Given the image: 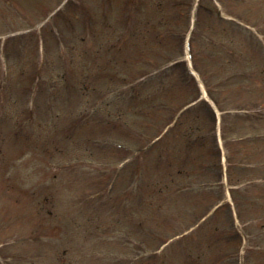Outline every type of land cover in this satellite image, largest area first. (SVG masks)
<instances>
[{"label": "rangeland", "instance_id": "obj_1", "mask_svg": "<svg viewBox=\"0 0 264 264\" xmlns=\"http://www.w3.org/2000/svg\"><path fill=\"white\" fill-rule=\"evenodd\" d=\"M38 1L28 0L26 3L18 1V8L22 9L25 6L29 16L33 17L31 13H34L35 7L41 5ZM68 1L66 4L61 1L58 14L55 13L57 10L55 8L48 13L46 19L53 15L52 23L61 24L63 32L67 34V38L62 34L65 47H62L60 52L64 55L60 62H63L69 74L75 70L77 72L87 71L92 75L94 71L99 70L96 58L92 57V53L89 55L83 50L93 51L99 42L107 39L109 34L100 29L105 24L112 22L121 24L124 28L133 25L134 18L127 16L124 19L121 14L119 15L120 9L129 10L137 6L136 18L140 19L142 24H145L147 17L155 21L159 19L158 10H154L157 0ZM44 2L47 4L43 3L41 6L47 7L48 1ZM223 5L225 12L240 16L248 23L250 22L260 37L261 50L264 52V0H223ZM24 23L23 20L19 21V30L25 27ZM33 26L38 29L40 24L34 23ZM38 31L39 29L36 32ZM205 35L218 40V35L210 30ZM232 36V41L238 44L237 46L241 44L245 54L240 61H237L240 66H237L235 71L225 73L221 77L230 80V84H235L240 81V75L247 77L250 71L253 72L255 76L258 75L261 78V84L255 85L253 82L249 84L247 80L248 87L240 89L237 86L234 93L237 94L238 101L243 102L252 96L261 98L262 101L264 99V53L253 51L251 45L247 46L244 39L238 38L236 34ZM242 37L244 38V35ZM142 40V45H147L148 42L156 50L161 48L154 41ZM218 41L224 43L223 40ZM47 43V47L44 46L38 53L39 58L35 60L36 66L40 67L41 79H35L37 84L33 91L18 98L20 102L25 101L23 108L26 105L29 110L35 112L25 113L22 116L15 114L19 107L21 108L20 102L15 104V97L14 99L5 98L4 93L0 94L2 101L8 104L4 112L7 115L0 114L2 130L7 132L11 124L14 125L16 122L21 125L22 119L26 124L27 132L31 133L30 142H27L25 147L18 142L15 143L10 133L7 138L0 137V263L114 264L117 260L111 253L118 255L123 253L125 257L134 259L141 253L136 249L134 242L132 220L141 216L144 223L149 225L151 218L145 214H134L131 207L134 209L135 207H130L131 203L126 201L122 204H126L128 208L116 213L113 211L110 196L109 206L103 205L96 208L95 204L99 202L97 197L102 196V188L111 180L109 171L112 173L113 168L100 172L99 166H95L88 159V150H86L91 141H99L97 139L105 135L115 137L117 134L113 129H107V125L93 123L89 116L85 118L91 121L92 127L86 125L77 132L76 124H68L71 122L70 117L75 116L76 109L81 111L84 107L104 106L107 98L102 95L103 93L92 90L91 87L88 91H86L87 88H83L84 93L82 88V92H77L78 89L74 90V93L67 90L62 91L57 77L61 66L57 63L58 59L53 52V43L50 39ZM124 51L126 49L123 50L126 57L136 52L131 50L127 55ZM215 52L218 57L207 61L214 67V70H219L220 65L226 66L225 54L219 48H216ZM233 63L237 65L236 60ZM134 66L135 64L127 68V71H134ZM120 70L119 66L106 67L103 70L106 84L111 85L114 81L112 82L108 77L120 75ZM52 78H56L53 79V84L48 83V80ZM132 79L131 76L128 77L129 81ZM15 80L19 82L17 78ZM75 81L78 86L83 84L79 83L76 78ZM45 86L49 88L48 90L46 88L47 91H45ZM80 93L83 94L80 95ZM110 94L112 93H109L107 97L113 96ZM238 106L241 105L238 104ZM36 109H39V112ZM47 113L54 117L55 133L49 130L50 125L46 122ZM36 138H38L37 141ZM37 145L40 147L35 148ZM259 149L264 152V144L260 145ZM261 157L260 159L264 160V156ZM98 162H100L99 159ZM261 164H264V161ZM124 183V180L118 183V191L122 189ZM114 194L115 192L111 193V195ZM93 195L97 197L91 199ZM169 208L174 214L175 208L172 206ZM262 209L264 210V204ZM40 211H44V215ZM170 216L172 218L156 217L149 231L154 230L158 233L163 229L168 230L170 225L177 222V215ZM87 217L97 220L98 226L94 230L89 229L90 222H88L89 225L86 223ZM102 219L105 220L104 225L102 223V227L99 228ZM261 221H264V218L259 219L257 224L255 222L246 223V229L250 232L248 241L256 240L261 244V250L264 252V226L260 225ZM35 227L43 233L41 235L45 234L49 236V239L51 237V240L42 237L28 239L31 233L38 231ZM47 240L51 241V244L46 243ZM62 250H65V254L67 253L64 258L63 253L58 254ZM71 258L72 261H70ZM124 261L127 263L129 259Z\"/></svg>", "mask_w": 264, "mask_h": 264}, {"label": "trees", "instance_id": "obj_2", "mask_svg": "<svg viewBox=\"0 0 264 264\" xmlns=\"http://www.w3.org/2000/svg\"><path fill=\"white\" fill-rule=\"evenodd\" d=\"M4 1L8 3L7 0ZM188 3L189 1L187 0H160L156 7L157 10H159L157 12L159 15L157 21L153 20L151 17H147L145 24L141 25L139 23V25L135 26L133 29L127 31L129 36L136 35V38H133L131 41L132 49H135L136 52L130 57L121 56V58L116 61V66H119L121 69L120 76H123V78L127 80L129 76L132 77L136 70L138 71L139 69L140 71L142 69L140 68L141 65H145L148 70H152V68L161 66V64H166L172 58L180 55V45L182 43L183 34L189 27V16H187L189 9ZM208 5L206 6V4L201 2L198 13H216V7L211 6L210 9ZM22 13L23 11L20 10V15L23 20V18L26 17H24ZM7 15V11H1L0 19L6 21L7 24L13 23L15 20L9 19L8 21L6 18ZM21 18L18 21H21ZM195 26V31L193 32L194 37L192 39V46H195V53L192 56H194L196 68L200 72H204V70L207 71L204 75L208 78L209 82L212 81L215 84L214 89L208 87L209 94L213 96L221 109L224 108L219 104L222 103V101H229L231 104L237 101L236 103L241 105L240 107L247 106L248 108L247 113H233L231 116L227 114L223 115L224 138H226V130H224L226 125L225 121L229 117L238 119L239 122H242L238 128H235L234 132L242 131L244 127L248 129L247 135L242 136L246 139H237L234 140V142L225 141L228 153V181L233 184L244 183L248 188H253V190H247L248 192L243 194L244 196L249 195L253 197L257 194L259 195L263 191L261 189L256 191V178L260 175V172L257 173L258 167L255 165V159L256 151L259 150V148L252 140L260 133L259 130L264 127V99L261 101V98L252 96L250 99H246L242 102L240 100L238 101V99L233 100V98L237 97V94H234L237 86L240 89L247 88V80H249V84L253 82L255 85H260L261 78L258 75L255 76L254 73L250 71L247 77L240 75V81L235 84H230V80H228L227 83L224 82L225 84L222 82L220 83L222 75L231 73L236 70L237 66H240L237 61H240L241 57L245 54L241 44L237 46L238 44L235 45L232 42V34H236L237 32L231 24L224 20L214 19V15L207 16L203 14L199 16L198 23L196 22ZM209 30L217 34L218 40H223L224 43L217 40L216 43L212 44L214 46H210V48L207 49V54L206 52L199 54L197 50H200L202 46L198 44L195 37L199 31L206 34ZM141 39L156 42V44L161 47L160 50L152 48V44H148V42L147 45H142ZM250 42H252V39H245L247 46H249V44L251 45ZM252 47L254 49V43ZM216 48L221 49L225 54L224 62L226 66L220 65L219 70H214V67L207 61L210 59L214 60L218 57V54L215 52ZM126 49L128 51L131 50L129 47ZM256 51H259L258 48H255V52ZM141 58L149 60L150 64H146ZM235 60L237 65L233 63ZM134 64L135 70L132 72L127 71V68ZM211 66L212 68H210ZM220 73L221 75L218 76ZM137 74L138 72L134 76ZM159 75H161V78L153 76L152 79L143 81L141 84L134 86L133 89L126 91L125 97L123 98L124 102L118 108V114L112 116L110 111L106 113V118L109 119V122H112L110 118L114 117L122 121L123 128L120 125L118 126L122 129L125 128L124 130L126 131H124V133H126L124 140H126L131 148H147L146 151L141 150L135 156H131H133V161L136 160V166L138 164V159H142L143 164L140 166L144 169L143 174L145 182L143 181L141 186L137 188L138 192L136 195L148 197L146 203L147 206L150 207V226L156 217H164V215L161 214L162 207L164 206L163 203L168 199V196H171L170 193L172 195L175 194L171 170L169 171L170 179H168L167 182H162L160 179L158 180L153 176V173L157 174L158 169V162L154 155L156 145H159V142L155 141L151 143L150 139L158 134L163 129L164 125L174 120L177 111L182 107L184 102L190 101L198 96L194 79L192 76H189L186 66L182 61L171 64L167 69H163ZM221 84H224V89L222 90L227 92L220 93ZM252 92H256V90H252ZM240 102H242V104ZM250 109H253V113ZM258 110L263 112H257ZM134 113L138 118H131ZM213 123L214 114H212L209 105L203 101L180 112L176 116L172 127L169 129L171 135L177 136L175 138V146L176 151H179V161L186 160L189 151L191 155L190 161L192 165L190 167L192 168H187V166L183 165L179 171L186 177L188 176L192 182L198 185L205 184L202 191L203 193L198 197L196 208L200 206L204 207L200 209L195 208V218L193 220H197L199 216L204 213L206 208L216 204L222 197V183L220 182L221 163L219 162L220 153L215 143ZM115 126H117V124L113 125V127ZM228 136L233 137L229 135V133ZM168 162L171 163L170 161ZM197 162H199L200 165H198ZM138 174L140 175L139 171L134 174V180H137ZM138 180V182H140V178ZM231 192L234 197L237 196V192L233 190ZM206 195L209 198L208 204L206 203ZM227 209L228 205L222 204L213 212L212 216L208 217V219L204 220L200 225L201 228H204L205 225L211 224V229H207V233L209 234L208 237H210V235L212 236V240L216 237L212 241V247L215 252L228 253L234 248L233 240L236 238L237 234L233 231L232 224L229 222ZM147 210L149 209L147 208ZM250 210H256L255 206H252ZM169 228L170 231H173L174 227L170 226ZM166 233L167 230L163 229L157 234L155 233L152 235L159 237L162 235L166 236Z\"/></svg>", "mask_w": 264, "mask_h": 264}]
</instances>
